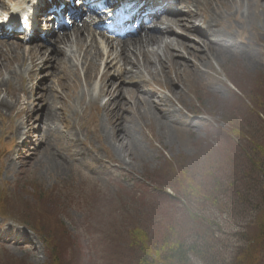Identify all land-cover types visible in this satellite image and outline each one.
<instances>
[{
    "label": "rangeland",
    "instance_id": "374dc122",
    "mask_svg": "<svg viewBox=\"0 0 264 264\" xmlns=\"http://www.w3.org/2000/svg\"><path fill=\"white\" fill-rule=\"evenodd\" d=\"M233 7L230 12L240 15L248 32L252 24L258 31L248 40L264 41L263 15L247 12L244 17L237 6L236 10ZM55 43L45 46L52 48ZM23 55L26 71L30 63L26 53ZM242 57L218 60L224 73L206 71L202 78L182 75L178 86L183 94L174 107L168 104V109L194 130L181 139L171 138L166 127L162 129L151 116L146 117L148 108L137 99L140 106L134 109L119 101L124 109L128 107L124 114L133 121L135 139L126 145L116 143L110 132V115H104L102 109L105 100L99 101L101 108H94L92 103L101 94L98 82H85L79 65L78 73L68 75L67 104L55 98L60 91L56 78L43 77L40 81L41 86L49 85L55 91L51 102L57 104L58 114L66 115L68 123L64 125L61 116L57 117L54 127L49 126L51 133L46 137L41 134L43 142L38 141L41 115L21 114L28 98L22 90L31 86L29 79L35 75L22 73L18 92L12 87L9 95L7 88L0 89V101L13 104L10 112L0 108V264H160L162 254L154 250L165 248L168 242H179L188 228L201 240L203 250L211 247L215 264H264V183L251 184L242 198L235 195L242 193L240 181L245 186L260 174L255 165L264 160V58L257 67ZM1 65L6 67V61ZM141 80L148 82L150 93L166 97L163 78L155 79L157 88L149 76ZM214 89L220 95L213 94ZM27 119L24 131L34 142L23 154L17 134ZM30 130L35 132L30 134ZM49 155L63 165L59 172L49 169ZM244 156H252L257 162L248 169L240 159ZM222 185L230 186L232 208L243 210L245 217L233 221L231 227L226 219L223 227L216 228L213 220L224 210L217 209L216 217L210 218L202 207L197 209L184 190H189L191 200L202 195L201 202L206 203L209 193ZM161 189L176 198L167 199L157 191ZM182 199L190 203L187 208L191 212H186ZM54 215L66 225V233L59 239L53 236L51 242L43 233V238L37 236L32 228L41 230V223L48 224ZM236 231L238 236L232 238L230 233ZM110 233L113 236L109 237ZM225 240L226 246H221Z\"/></svg>",
    "mask_w": 264,
    "mask_h": 264
},
{
    "label": "bare ground",
    "instance_id": "6f19581e",
    "mask_svg": "<svg viewBox=\"0 0 264 264\" xmlns=\"http://www.w3.org/2000/svg\"><path fill=\"white\" fill-rule=\"evenodd\" d=\"M246 1L248 2V0ZM228 4V0H182L183 15L191 20V23L187 26L182 23L180 15H170L167 17L165 26H162L157 33L151 35L145 41L129 47L107 43L108 47L105 51L100 49L98 43V38L103 37L102 33L97 34L87 29L79 30L77 28L78 31H73L70 36L65 35L59 40V43L63 42L65 44V48L60 49L56 46L51 49L50 55H47V48L43 46L31 49L29 51L31 55V73L36 71H39V73L46 72V76L56 78L60 91L56 93L55 98L61 99L63 105L67 104L68 101L65 90L68 89V73L72 72L74 61L81 64L87 83L90 84L98 77L101 91L100 98H107L102 109L107 117L110 115L112 126L110 132L116 143L126 145L129 144V141L135 139L132 131L133 121L128 115L124 114L128 112V107L124 109L121 103L127 102L130 104L129 107L134 109L140 106L136 101L137 99L143 101L142 107L148 108V114L145 116L148 118L151 116L153 120L161 125V128L163 127L162 129L166 127L172 134L171 138H184L188 134H194V130L182 123L168 109V104L172 100H179L183 94L178 86L182 75L186 73L202 78L204 74L202 68L211 69L213 60L221 61L224 58H236L239 55L233 44L220 37L219 28L224 26V23L220 21V18H222L220 9L225 8ZM1 6L4 12L8 11L13 16L25 9L23 0H19V3L14 2L10 9L4 3ZM249 8L247 7V10ZM261 8L264 17V4L261 5ZM244 11L246 12V10ZM7 46L9 49L6 51L0 50V62L6 61V67L4 65L0 66V89L7 88V94L10 95L12 87L15 90L20 88L19 79L24 59L23 56H20L23 50L20 46L10 43ZM249 47L250 49L247 50ZM74 49L76 50L75 53ZM244 50L246 51L243 53V60L250 63L255 62L257 67L262 66L261 61L264 58V51L252 48V46H244L242 51ZM113 72L117 74L115 79L111 77ZM74 73L78 72L74 70ZM256 73H260V71H256ZM144 75L154 79L152 83L156 85L158 84L155 79L163 78L166 85L165 90L170 98L159 97L150 93L147 89L148 82L141 80ZM178 78L180 79L178 80ZM76 80L78 81V78ZM112 80L118 81L113 82ZM135 80L139 81L138 84L133 85V88H129L130 83ZM39 84L37 82V85ZM140 92L143 96L137 94ZM53 93L55 91L48 85L46 89L36 88L35 94L39 97V100H34V96L29 97L27 101H33V105L28 103L23 112L27 117L35 111H37V114H42L41 134L44 137L51 133L49 126L54 127L57 117L61 116L64 125L67 124L66 115L64 113L58 114L60 110L57 109V104L54 105L55 102H51ZM212 93L220 95V92L216 89ZM33 106L35 107L32 108ZM12 107L11 102H5L3 99L0 101V108H3L5 112L7 110L10 112ZM95 107H99L97 102ZM23 126H25V123H22L19 127ZM44 126L46 127L43 128ZM19 134H21V131H19ZM42 135L39 139L40 142H43ZM44 143L46 146L48 145L47 141ZM73 143L77 145V141L74 140ZM23 148H26L25 145ZM31 153L30 156H32ZM49 156V169L59 172L63 165L56 164L51 155ZM123 157H126V155Z\"/></svg>",
    "mask_w": 264,
    "mask_h": 264
},
{
    "label": "trees",
    "instance_id": "16d2710c",
    "mask_svg": "<svg viewBox=\"0 0 264 264\" xmlns=\"http://www.w3.org/2000/svg\"><path fill=\"white\" fill-rule=\"evenodd\" d=\"M241 160H244L245 165H247L246 167L249 169L250 165L254 164L255 159L252 156H244V157H240ZM259 165H255L258 170L260 171V174L256 177L250 180L249 183H247L245 186H242V181H240L241 184V192L242 193H236L235 195L238 196L239 198H242V194L245 192V190L250 189V187H253L251 184H258L259 182L264 183V160H259ZM183 167L179 166L178 169L179 171H182ZM247 174V172H246ZM227 205H225V208L228 210H225V212L229 211L232 213V218L236 219L239 221V219H244L245 214L243 212V210H240L239 208H232L233 207V196H232V192L230 190V186L228 185L227 187ZM217 190V189H216ZM214 191L213 193L210 192L208 195V200H206V203H203V201L201 202V196L202 195H198L197 197H194V200H191L190 197V192L188 189H185L184 192L189 194V196H187V198L191 201L196 203V207L198 209V205L200 207H202V212H204L205 214L209 213L210 217H214V213L215 210H217L218 206H219V196L217 194V191ZM247 194H249V191L247 192ZM164 196V194H162ZM245 203L247 201V199L244 200ZM239 203V201H238ZM181 204L186 208V212H191L188 208H190V203L189 202H184L183 203V199L181 200ZM188 207V208H187ZM232 208V209H231ZM254 211H258L255 210ZM179 215V214H178ZM194 214H190L189 217H192ZM240 222V221H239ZM207 225L209 226V224L207 223ZM182 226V225H181ZM185 227V225H183ZM173 228V226H172ZM190 230V233H189ZM194 230H192V228H188L187 231L183 232L179 238L180 241L175 243V244H171L170 242L167 243L166 247L161 249V250H154L156 252L157 255L162 254L160 257V264H193V262L197 261V262H206V264H208L209 262H214V264L216 263V261H212V257H211V247L209 248L210 251H208L209 249L206 250V248L203 250V245L201 240L195 236V233H193ZM108 236H113V234H108ZM107 236V237H108ZM178 238V239H179ZM155 247V245L153 246V248ZM200 255V256H199ZM124 260V259H123ZM125 262V260H124ZM121 264V263H118ZM145 264V263H144Z\"/></svg>",
    "mask_w": 264,
    "mask_h": 264
}]
</instances>
